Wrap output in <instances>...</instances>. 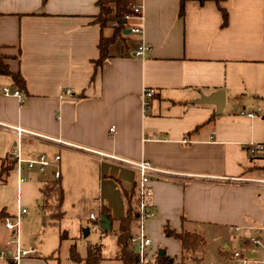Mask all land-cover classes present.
<instances>
[{
    "label": "crops",
    "instance_id": "1",
    "mask_svg": "<svg viewBox=\"0 0 264 264\" xmlns=\"http://www.w3.org/2000/svg\"><path fill=\"white\" fill-rule=\"evenodd\" d=\"M179 5L180 0H142V17L129 18L127 29L141 25L143 32L124 33L96 68L101 35L113 32L96 22L99 0H0V47L27 86L22 103L3 93L2 87H17L0 74V169L4 160L15 161L0 183V221L7 230L17 233L6 227L7 218L26 213L7 190L21 183L16 150L24 159L60 155L46 181L60 171L62 209L70 195L77 201L99 184L100 211L90 215L108 216V233L130 202L137 207L140 174L131 163L148 160L163 171L150 178L154 212L146 232L152 252L181 261V242L164 233L168 224L178 232H198L205 242L219 241L223 250L214 264H242L232 261V243L247 247L246 264L260 263L252 239L264 225L258 182L264 157L252 149L264 144V111L253 110L264 103V0L223 1L226 26L215 1L189 0L183 16ZM142 44L150 49L139 56ZM146 88L155 94L144 106ZM243 110L257 115H241ZM15 127L40 136L19 138ZM106 184L121 187L118 203L115 193L104 194ZM132 232H138L137 220ZM4 243L0 264H54L55 249L44 253L41 247L17 259L29 249L8 238ZM204 244L186 264H205Z\"/></svg>",
    "mask_w": 264,
    "mask_h": 264
},
{
    "label": "rangeland",
    "instance_id": "2",
    "mask_svg": "<svg viewBox=\"0 0 264 264\" xmlns=\"http://www.w3.org/2000/svg\"><path fill=\"white\" fill-rule=\"evenodd\" d=\"M258 107L264 111V103L256 105L253 110H257ZM9 161L11 160L6 159L3 163L7 165ZM26 167H23L21 175L24 180L19 187L17 188V185H14V187L9 186L7 189L11 199L19 200L21 208H25L26 213L19 218V225L16 228L17 233L7 230L4 227V222L0 221V254L4 248L7 249L4 240L8 238L13 241L12 245L18 242L21 249L28 248L30 252L39 253L41 252V247L44 248V253H49L55 249L57 252L55 259L51 258L50 262L53 261L52 263L54 264H71L69 261V249L72 244H76L81 256H86L89 245H99L104 257L101 264H123L119 258L120 248L116 234L106 232L96 221H92L89 218L90 212H94L96 215L99 214L98 202L95 201L100 196L101 186L96 184L92 193H88L89 196L83 195V198L77 201L72 199L70 195L67 202L68 206H64V216L60 222L56 224L47 223L45 219L47 220L50 215L49 211H45L42 204L41 186L52 175L49 172L40 173L37 168ZM118 189L116 184L113 187L106 184L103 191L104 194L107 193L109 195L115 193L118 203V195L122 193L120 186H118ZM91 197L95 198L94 202L93 199L91 200L92 203L90 202ZM72 201L76 204L75 207L72 206ZM13 221L16 220L13 219ZM88 227L91 228V231L85 234ZM64 231H66L68 238L62 239L61 234ZM231 246L229 249L230 255H233L235 251H240L243 256H247V247L244 245L237 247L236 243H232ZM257 247L254 249L257 252V259L260 261L263 257V249L261 246ZM202 249L200 253L203 254L202 257L205 264H214L216 253L222 248L219 241L206 238ZM7 257H9L8 254Z\"/></svg>",
    "mask_w": 264,
    "mask_h": 264
},
{
    "label": "trees",
    "instance_id": "3",
    "mask_svg": "<svg viewBox=\"0 0 264 264\" xmlns=\"http://www.w3.org/2000/svg\"><path fill=\"white\" fill-rule=\"evenodd\" d=\"M189 0H180L179 15L183 16L185 13V5ZM204 3L208 0H197ZM215 1L223 14V25L228 23V12L221 6L225 0H212ZM132 0H99L100 13L97 15L96 22L99 23L102 30L105 27H112L113 32L110 36L101 35L99 48V57L94 61L95 66L100 67L110 55V46L118 39L124 37V31L127 29L128 19L127 16L133 15ZM6 55L2 52L0 47V74L10 76L14 85L20 91L27 92V86L24 77L20 72H13L10 70L8 64L5 62ZM15 161L2 164L0 169V183H4L6 176L9 174L14 166ZM45 211H49L50 217L45 219V222L56 224L64 216L62 204L64 200V190L59 180L54 179L46 181L41 188ZM138 203V200H137ZM105 214V212L103 213ZM1 216V214H0ZM46 218V217H45ZM137 220V207L130 202L128 213L126 216L118 220L117 227L113 232L117 236V243L120 248V260L123 264H139V254L131 244V239L134 236L132 232V225ZM99 222H97L98 224ZM164 233L167 236L173 237L181 242L182 245V258L180 262H176L175 257H171L164 251L162 254L159 252L156 256V264H186V259L195 257L196 252L205 243L204 237L198 232L182 231L178 232L172 229L168 224L163 227ZM61 238H68L66 231L61 234ZM104 257L99 245H89L86 256H81L76 244H72L69 249V261L71 264H101Z\"/></svg>",
    "mask_w": 264,
    "mask_h": 264
},
{
    "label": "built area",
    "instance_id": "4",
    "mask_svg": "<svg viewBox=\"0 0 264 264\" xmlns=\"http://www.w3.org/2000/svg\"><path fill=\"white\" fill-rule=\"evenodd\" d=\"M134 2L133 4V10L134 14L127 16V19L133 18V17H142V0H132ZM130 31L134 33H142L143 28L141 25H135L130 27ZM150 49V45L148 44H142L137 50L136 54L139 56H144L146 50ZM5 95H14L20 98L21 102L24 103L25 98L23 96V92L20 91L19 89H11L10 87H2L1 89ZM66 92H70L69 89H67ZM155 94V90L152 88H146L143 91V104L144 106H147L151 99L153 98ZM241 115H245L248 117H255L257 115L256 112H246V111H241ZM15 133L16 135L21 138L24 136V134L29 133L33 136H40L36 134L35 132L32 131H27L24 128L21 127H15ZM50 139L49 137H45ZM252 150H261L263 152V157H264V144L260 146H255L253 147ZM14 157L16 159V169L19 174V181L22 182L24 179L21 177V170H22V163L25 162L28 168H37V170L40 173H45L48 169V167L54 165V163L58 160H60V155H55V157H50L49 155L45 153L41 154H36L32 156L29 159H24L21 156V153L19 150H16L14 152ZM131 165L135 166L140 174V179H139V185H138V194H137V227H138V232L136 235H134L131 239V244L135 248V250L139 254V264H156V256L157 253L152 252L151 250V245L153 243L152 239L148 236L146 232V223L148 219L153 215L154 209L152 205V195H153V190L150 185V178L151 175H158L160 173H163L162 170L154 167L150 161L148 160H142L139 162H134L131 163ZM264 167V164H263ZM54 179H59L60 178V171L55 170L54 173ZM262 193H263V204H264V178H261L258 180ZM26 210L23 209L21 213H25ZM91 218L95 220H99L98 217L95 216L94 213H91ZM6 227L9 229H16L19 225V218L16 221H13L10 218L6 219ZM262 234L261 236L257 238L252 239V243L258 246H261L263 249V257L262 260H260L259 264H264V225L261 230ZM30 251H22L19 253L16 258H20V254H28ZM232 261L237 263L241 262L242 264H246L249 261L248 257H244L240 251H235L232 257Z\"/></svg>",
    "mask_w": 264,
    "mask_h": 264
},
{
    "label": "water",
    "instance_id": "5",
    "mask_svg": "<svg viewBox=\"0 0 264 264\" xmlns=\"http://www.w3.org/2000/svg\"><path fill=\"white\" fill-rule=\"evenodd\" d=\"M128 32H130V29H125L124 33H128ZM99 221H100V227L102 229H105V230H111L112 229L111 220L108 218V216L101 215L99 218ZM88 231H89V228L86 229L85 234H87ZM159 253L162 254L163 251L160 250Z\"/></svg>",
    "mask_w": 264,
    "mask_h": 264
}]
</instances>
